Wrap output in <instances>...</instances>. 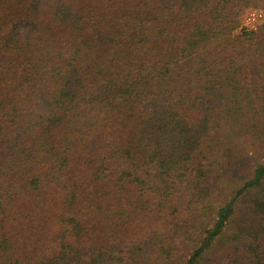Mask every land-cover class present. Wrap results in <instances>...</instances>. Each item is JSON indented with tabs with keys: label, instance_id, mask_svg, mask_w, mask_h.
<instances>
[{
	"label": "trees",
	"instance_id": "trees-1",
	"mask_svg": "<svg viewBox=\"0 0 264 264\" xmlns=\"http://www.w3.org/2000/svg\"><path fill=\"white\" fill-rule=\"evenodd\" d=\"M248 7L0 0V264H264Z\"/></svg>",
	"mask_w": 264,
	"mask_h": 264
},
{
	"label": "built area",
	"instance_id": "built-area-1",
	"mask_svg": "<svg viewBox=\"0 0 264 264\" xmlns=\"http://www.w3.org/2000/svg\"><path fill=\"white\" fill-rule=\"evenodd\" d=\"M263 11L258 9H251L244 14L242 17V23H241V30H254L257 28V26L260 25L261 21L263 20Z\"/></svg>",
	"mask_w": 264,
	"mask_h": 264
},
{
	"label": "rangeland",
	"instance_id": "rangeland-1",
	"mask_svg": "<svg viewBox=\"0 0 264 264\" xmlns=\"http://www.w3.org/2000/svg\"><path fill=\"white\" fill-rule=\"evenodd\" d=\"M251 9H260L263 11V15H264V9L262 8H257V7H248V8H245L239 15V18H238V26H237V29L235 30V34H238L240 32V28H241V23H242V17L244 16V14H246V12L248 10H251ZM264 23V17H263V20L261 21L260 24ZM261 159L264 160V157L261 156ZM222 168V167H221ZM239 181V179L236 180V178L234 177V175L230 174V173H226V175H224L220 181H219V185L220 186H224L227 190H230L233 186L236 185V183ZM228 230V229H227Z\"/></svg>",
	"mask_w": 264,
	"mask_h": 264
}]
</instances>
